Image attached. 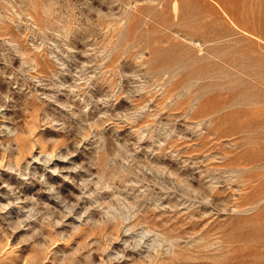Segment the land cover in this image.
Listing matches in <instances>:
<instances>
[{
  "label": "rangeland",
  "instance_id": "rangeland-1",
  "mask_svg": "<svg viewBox=\"0 0 264 264\" xmlns=\"http://www.w3.org/2000/svg\"><path fill=\"white\" fill-rule=\"evenodd\" d=\"M0 264H264V0H0Z\"/></svg>",
  "mask_w": 264,
  "mask_h": 264
}]
</instances>
